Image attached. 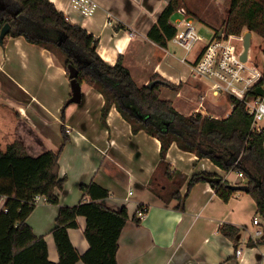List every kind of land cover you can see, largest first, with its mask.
Here are the masks:
<instances>
[{
	"label": "crops",
	"instance_id": "1",
	"mask_svg": "<svg viewBox=\"0 0 264 264\" xmlns=\"http://www.w3.org/2000/svg\"><path fill=\"white\" fill-rule=\"evenodd\" d=\"M51 1L70 21L99 38L97 50L105 61L115 64L122 57L140 86L150 83L155 74L176 84L184 83L167 96L181 113L201 112L215 117L231 113L233 107L227 110L225 103L221 106L222 102L214 98L206 101V110H196L203 85L191 74L189 63L180 58L188 68L175 74L171 69L175 66L174 54H167L168 46L149 37L150 29L171 0H97L99 6L91 16L75 11L70 0ZM180 1L194 22L210 24L214 29L221 28L228 15L226 10L220 20L211 19L198 8L200 0ZM176 15L175 12L171 19ZM256 34L252 31L251 51ZM261 47L264 49V44ZM251 59L258 63L252 53ZM137 66L139 73L134 70ZM82 94L80 103L66 104L72 95L70 78L63 60L50 49L24 36H9L4 44L0 42V136L4 141L0 142L1 147L19 140L30 155L38 156L50 149H60L64 143L62 124L69 135L59 158L60 177H67L64 188L56 191L60 204H50L42 196L27 218L34 233L46 239L51 261L60 258L53 234L59 206L81 202V185L94 181L109 191L101 200L104 205L113 210L128 208L130 218L118 240V264L264 263V244L253 238L256 203L253 200L255 208L248 212L244 197L248 192L237 190L225 201L209 181H201L191 188L183 210L177 208L179 199L169 196L172 190L185 195L190 177L203 170L236 183L229 177L232 171L173 142L166 159L170 172L177 174L168 178L160 164L161 141L156 136L145 130L134 132L115 105L104 121V95L87 83H82ZM220 108L223 114L217 113ZM260 124L264 126V119ZM4 201H0V209ZM141 205L148 208L138 224L133 217ZM78 223L68 232L74 246L84 253L89 248L86 217L78 216ZM224 223L238 227L235 240L221 232ZM238 249L242 250L240 254L236 253ZM76 264L86 263L79 260Z\"/></svg>",
	"mask_w": 264,
	"mask_h": 264
},
{
	"label": "trees",
	"instance_id": "2",
	"mask_svg": "<svg viewBox=\"0 0 264 264\" xmlns=\"http://www.w3.org/2000/svg\"><path fill=\"white\" fill-rule=\"evenodd\" d=\"M180 0H171L149 31V37L166 47L177 32L171 21L181 6ZM180 4V5H179ZM11 28L6 37L24 36L28 41L42 45L54 53L61 52L69 75V65L79 70L78 79L95 87L105 97L102 119L105 121L112 105L131 123L133 131L145 130L161 141L160 164L168 178L170 172L167 153L173 142L199 158H209L226 171L243 173L248 194L256 203L258 214L264 218V128H252L254 115L249 112V101L264 96V75L246 93L244 99L234 95L228 98L234 107L227 117H215L201 112L184 114L170 99L161 97V88L179 90L183 83L174 84L155 74L148 84L140 86L122 57L110 64L98 52L99 38L79 24L73 23L51 0H0V32L4 24ZM249 29L264 38V0H231L228 15L217 31L241 34ZM264 50V49H263ZM1 102V101H0ZM64 143L58 151L47 150L38 156L28 153L19 140L5 148L0 144V264H118L119 237L129 220L126 206L113 210L101 200L109 191L94 181L81 185L83 199L75 205H60L53 234L59 252V261L49 259L48 246L43 236L34 233L27 222L37 206V196L50 204L59 205L57 190L64 188L66 176L60 177L59 158L69 140L67 127L61 125ZM213 178V180H209ZM219 179V180H216ZM183 178L181 179V183ZM209 181L218 195L228 201L235 190L230 182L216 172L203 170L194 173L188 181V190L181 195L172 190L170 198L179 199L178 209H184L194 184ZM158 196L162 197L159 193ZM87 197L89 199H87ZM148 208L141 205L138 208ZM86 217L85 236L89 248L80 253L72 243L68 229L78 227V216ZM134 220L142 219L136 212ZM221 232L235 240L238 227L224 223ZM258 243L264 244V237Z\"/></svg>",
	"mask_w": 264,
	"mask_h": 264
},
{
	"label": "built area",
	"instance_id": "3",
	"mask_svg": "<svg viewBox=\"0 0 264 264\" xmlns=\"http://www.w3.org/2000/svg\"><path fill=\"white\" fill-rule=\"evenodd\" d=\"M70 1L71 7L84 16H91L99 6L97 0ZM176 13L174 24L177 32L172 40L185 49L182 61L189 63L191 74L203 85V92L199 95L200 101L196 110H206L204 101L211 94L214 97L225 94L244 99L247 91L264 75V65L260 66L251 59V47L248 59L245 61L242 59L244 34L214 32L206 40L184 6L179 7ZM190 54H193L192 59ZM247 104L249 112L254 115L252 128L261 132L264 128L260 124L264 119V96ZM238 175L243 176V173L238 171ZM41 197H36L37 202ZM146 212L147 208L138 211L141 219ZM253 224L255 225L253 238L259 240L264 237V218L260 214L254 216ZM241 251L238 249L236 253L240 254Z\"/></svg>",
	"mask_w": 264,
	"mask_h": 264
},
{
	"label": "rangeland",
	"instance_id": "4",
	"mask_svg": "<svg viewBox=\"0 0 264 264\" xmlns=\"http://www.w3.org/2000/svg\"><path fill=\"white\" fill-rule=\"evenodd\" d=\"M230 1L231 0H221V3H218V1H216V0H211L210 2L208 0H200L199 1L200 5H199L198 8L202 9L205 12V15L208 16L209 18L213 19L214 17H217V20L218 19L220 20L221 18H223L225 16L226 10H228V8L230 6ZM171 20H172V22H175V17L172 18ZM195 24H196L198 30L200 31V34L201 35H204L206 37V40L209 39L214 34V30L215 29H216L215 31H217V30L220 29V28H215L214 29V28H212V25L206 24V23H202V22H200L198 20H195ZM220 27H222V25H220ZM248 30L249 29H245L242 32V34H244ZM262 44H264V38L262 36H260L259 34H256L254 36V38H253V48H252L251 53H252V56H253V60L254 61H257L260 66H263L264 65V50H263V47H261ZM167 46L168 47H167L166 53L167 54L168 53H172V54H174V56L176 58L175 61H174L175 66L173 68H171V69H172V71L175 74H180V72H183L185 69L188 68L187 67V64L182 63L180 61V58H182L185 55V49H183L181 46H179L178 44H176L173 40H170L168 42V45ZM56 54L58 56H60V58L63 60V55H62L61 52H56ZM192 56H193V54L190 56L191 59H192ZM134 70H136L137 73L140 72V68L138 66ZM171 83H174V82H171ZM196 83L198 84V81L197 80H196ZM174 84H176V83H174ZM183 85H184V83H183ZM162 90H163V92H161V97L162 98H165V99H169V98H167V96L169 95L168 93H170L173 89H171V88H163L162 87ZM190 91H191V89H190ZM202 92H203V89L201 90V93ZM211 95L208 96V98L204 101L205 106H207L206 105V101L208 99L214 98V99H217L218 102H220V103L222 102L221 106L223 105V103H225V106H226L227 110H231L232 107H234V105L233 106L230 105L231 102H230V100L228 98V95L223 94L222 96H217V97H214V96H211ZM190 96L191 95H188V99H189ZM197 98L200 101V97L197 96ZM221 110H222V108H220L217 113L223 114L224 111H221ZM0 142H2L4 144V141L1 138V136H0ZM237 174H238V171H232V173L229 176L230 179H231V181H235L236 180L237 181L236 183H241V182L245 181V177L244 176L238 177ZM244 197H245V199L247 201V202H245L246 205H247V210H248V212H250V211H252L253 208H255V204H254V201H253V197L250 194H247ZM249 209H250V211H249ZM245 215L246 216H249V213H246Z\"/></svg>",
	"mask_w": 264,
	"mask_h": 264
},
{
	"label": "water",
	"instance_id": "5",
	"mask_svg": "<svg viewBox=\"0 0 264 264\" xmlns=\"http://www.w3.org/2000/svg\"><path fill=\"white\" fill-rule=\"evenodd\" d=\"M11 28L10 23H6L2 26L1 32H0V41H2L6 35L9 33V30ZM244 52L242 54V59L245 61L248 59V53L252 44V31L248 30L244 33ZM79 70L76 66L70 64L69 65V78L71 82V88H72V95L68 99L66 104L70 103H80L82 101V83L78 79ZM156 81H150L148 83L149 86H153ZM209 180H213V178H210ZM219 180V179H216ZM229 187L235 191L242 190L248 192L249 187L247 184H241V183H230Z\"/></svg>",
	"mask_w": 264,
	"mask_h": 264
}]
</instances>
